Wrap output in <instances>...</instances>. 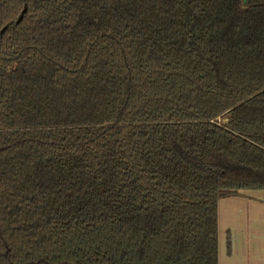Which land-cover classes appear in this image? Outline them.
<instances>
[{"label": "trees", "instance_id": "obj_1", "mask_svg": "<svg viewBox=\"0 0 264 264\" xmlns=\"http://www.w3.org/2000/svg\"><path fill=\"white\" fill-rule=\"evenodd\" d=\"M241 190L264 0H0V264H220Z\"/></svg>", "mask_w": 264, "mask_h": 264}, {"label": "crops", "instance_id": "obj_2", "mask_svg": "<svg viewBox=\"0 0 264 264\" xmlns=\"http://www.w3.org/2000/svg\"><path fill=\"white\" fill-rule=\"evenodd\" d=\"M221 226V264H264V190H241L223 197L220 231Z\"/></svg>", "mask_w": 264, "mask_h": 264}, {"label": "rangeland", "instance_id": "obj_3", "mask_svg": "<svg viewBox=\"0 0 264 264\" xmlns=\"http://www.w3.org/2000/svg\"><path fill=\"white\" fill-rule=\"evenodd\" d=\"M223 228L224 227L221 226V231H220V248H221L220 250H221V253H222V249H223V236H224V234H223Z\"/></svg>", "mask_w": 264, "mask_h": 264}, {"label": "water", "instance_id": "obj_4", "mask_svg": "<svg viewBox=\"0 0 264 264\" xmlns=\"http://www.w3.org/2000/svg\"><path fill=\"white\" fill-rule=\"evenodd\" d=\"M26 10H27V8L25 7V9L23 10V12L21 13V15H20V17H19V19H18V22H21V21H22V19H23L24 16H25ZM4 30H5V28L2 30V32H3Z\"/></svg>", "mask_w": 264, "mask_h": 264}]
</instances>
